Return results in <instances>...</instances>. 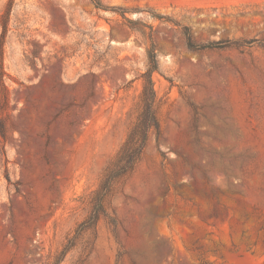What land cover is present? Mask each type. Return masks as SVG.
Segmentation results:
<instances>
[{
  "label": "rangeland",
  "instance_id": "rangeland-1",
  "mask_svg": "<svg viewBox=\"0 0 264 264\" xmlns=\"http://www.w3.org/2000/svg\"><path fill=\"white\" fill-rule=\"evenodd\" d=\"M101 1L0 0V264H264V0ZM152 44L160 135L76 239Z\"/></svg>",
  "mask_w": 264,
  "mask_h": 264
},
{
  "label": "trees",
  "instance_id": "trees-1",
  "mask_svg": "<svg viewBox=\"0 0 264 264\" xmlns=\"http://www.w3.org/2000/svg\"><path fill=\"white\" fill-rule=\"evenodd\" d=\"M97 9L105 10V7L101 0H91ZM5 18L2 25V35L0 37V86H4V44L6 34L8 32V20ZM185 36L187 40V46L190 49H196L197 45L189 31L185 29ZM152 40V39H150ZM216 43H210L201 46V49L213 48ZM148 65L147 70L143 74V88L139 96L138 101V116L133 123L131 129L128 132L126 140L117 151L115 156L108 163L103 171L99 187L94 192L91 202V211L88 218L81 225V233L78 234L76 239H79L82 234L92 230L96 231L98 223L102 216L106 215L105 202L108 195L112 192L114 185L121 179L130 175L140 161L145 153L148 145L149 136L152 132H156L160 135V123L158 121L155 112V102L156 95L154 91L153 74L158 71L159 64L157 60V55L152 47L147 52ZM5 95V92L4 94ZM70 241V240H69ZM72 247H67L63 249L52 262L47 264H62L67 255L72 251Z\"/></svg>",
  "mask_w": 264,
  "mask_h": 264
}]
</instances>
